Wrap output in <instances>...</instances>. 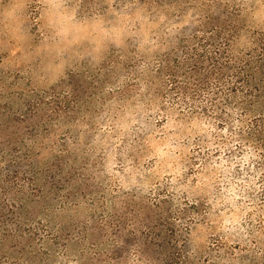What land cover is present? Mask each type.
Here are the masks:
<instances>
[{
	"label": "rangeland",
	"instance_id": "rangeland-1",
	"mask_svg": "<svg viewBox=\"0 0 264 264\" xmlns=\"http://www.w3.org/2000/svg\"><path fill=\"white\" fill-rule=\"evenodd\" d=\"M238 7L232 65L254 57L264 0H0V264H264V158L241 85L193 95L181 77L179 100L142 107L154 132L134 144L139 97L123 103L112 79Z\"/></svg>",
	"mask_w": 264,
	"mask_h": 264
},
{
	"label": "trees",
	"instance_id": "trees-1",
	"mask_svg": "<svg viewBox=\"0 0 264 264\" xmlns=\"http://www.w3.org/2000/svg\"><path fill=\"white\" fill-rule=\"evenodd\" d=\"M244 11H246V9L238 7V9H234V12H236L235 14L229 12V19L224 21L225 23L223 26L214 23V25H212L213 27H210L208 30L196 29L192 32L188 31L189 34L181 32L179 37L177 35L171 38L172 41L169 45L171 44L173 48L170 47L166 54L158 56L159 60L155 61L156 65L152 63L151 55L148 56L150 58L143 55L145 61L138 66L129 64L131 58H127L125 61L121 62V65L117 63V68L114 69L112 79L119 84H125L122 86L125 88L122 102L131 104L130 101L133 99L132 97H139V103L133 109L135 112L134 114L131 112L129 118L130 123H137L134 132L137 139L134 141V144H139L138 140L140 134L137 133L138 131L144 135L146 131L152 129V125L148 119L146 118V120L143 118V115L140 114V111L143 110L142 107L149 112L161 111L162 109L158 105L156 106L155 103L159 98L163 97L162 94L165 93L166 90H175L174 96L179 94L176 98V100H179V97H181V87H178V85L181 84L179 80L181 77L186 78V82H189L193 86V95L199 92L196 89V87H200L199 84H201L202 87L205 86L209 88L208 94H218V92H220V86H222L224 82L229 84L226 78L231 77L234 79L235 83L241 85L242 91L240 92L244 100L242 98L240 101V106L243 111V120H240V122L250 123V126H248V142L253 151L257 153V156L264 158V155L258 152V150L264 149L262 148L264 147V119L262 118L264 113L254 115L258 110V104H260V96H255V93L259 91L258 88L255 87V84H260V82H257L259 80H257V77L259 76L261 66H257V63L260 61L264 62V33H252L250 43L256 47V49L253 50V52H255L254 57L248 54L247 56H250L249 59L245 61L237 59L238 64L232 65L231 63L234 59L229 56V46L231 44L229 32L231 33L235 31L234 29L239 28L238 18ZM198 17L201 18L203 26L205 25L204 22L209 20L208 16H204L203 14ZM159 44L160 43H158V45ZM159 46H162V44ZM227 64H229V67L226 66ZM150 65L153 69L150 68ZM185 65H187L186 69L184 68ZM205 70L206 73H204ZM153 72L156 75H154ZM201 77L206 78L204 83H201ZM209 77L211 79H208ZM129 82L130 91H128ZM108 84L109 81H106V85ZM172 86H176V88H171ZM133 87H140L139 90L145 91L147 95L139 93L136 90L132 92ZM198 89L200 90V88ZM227 89L229 90V88ZM129 92L133 93V95H130ZM249 98H252V100ZM176 105H179V103ZM212 107L216 108L217 106L213 105ZM168 110L172 111V107ZM166 112L167 111H165V118H167L170 113ZM166 122L167 120L165 119L164 123ZM152 132H154V129L151 130V135ZM171 141L175 142L173 145L174 147L178 146V144H176V138H171ZM127 144L129 145H126L125 148L134 145L131 143ZM261 168L264 169L262 163L257 170ZM247 232L251 234L253 230L248 229Z\"/></svg>",
	"mask_w": 264,
	"mask_h": 264
}]
</instances>
